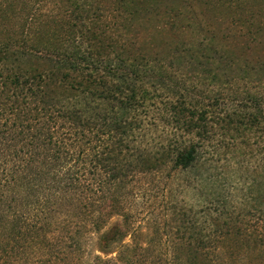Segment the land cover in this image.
Returning a JSON list of instances; mask_svg holds the SVG:
<instances>
[{
	"label": "trees",
	"instance_id": "obj_1",
	"mask_svg": "<svg viewBox=\"0 0 264 264\" xmlns=\"http://www.w3.org/2000/svg\"><path fill=\"white\" fill-rule=\"evenodd\" d=\"M61 2L50 34L0 39V264H77L93 235L99 250L115 254H95L91 264H137L153 243L124 240L135 232L126 190L137 177L194 166L213 104L187 91L167 96L170 137L142 145L139 110L155 98L154 81L169 89L164 66L185 60L180 49L161 52L146 39L143 21L159 14L148 4ZM191 12L179 27L208 31ZM199 36L188 40L186 60L227 75L235 53ZM263 100V90L246 96L252 111L241 123L264 131ZM177 233L155 264H244V254L264 251L263 232L227 221L213 235Z\"/></svg>",
	"mask_w": 264,
	"mask_h": 264
},
{
	"label": "rangeland",
	"instance_id": "obj_2",
	"mask_svg": "<svg viewBox=\"0 0 264 264\" xmlns=\"http://www.w3.org/2000/svg\"><path fill=\"white\" fill-rule=\"evenodd\" d=\"M134 1L148 4L159 13L143 21L146 39L161 52L178 48L185 58L165 63L169 89L165 85L159 89L154 81L155 98L146 110H139L144 118L137 132L142 145L156 147L170 137L173 129L165 118L162 101L167 96L187 91L213 104L208 132L194 166L171 175L164 171L137 177L126 190L129 194L124 205L135 232L124 240L132 238L143 246L147 240L153 243L143 250L137 264H155L160 248L163 250L170 240L180 239L179 230L213 235L227 221L264 233V131L241 123L244 113L252 111L246 96L264 91V69L258 64L264 60V0ZM60 5L64 7L61 0H0V39L17 38L21 32L35 37L50 34L57 28L52 18ZM191 10L204 19L208 31L179 27L191 21ZM198 34L212 36L213 45L235 53L236 64L226 68L229 75H222V66L186 60L188 40ZM244 61L256 67L244 69ZM215 69H219L218 75L212 78ZM88 241L87 256L77 264H91L95 254L103 259L115 254L114 249L99 250L94 235ZM243 256L244 264H264V251Z\"/></svg>",
	"mask_w": 264,
	"mask_h": 264
}]
</instances>
